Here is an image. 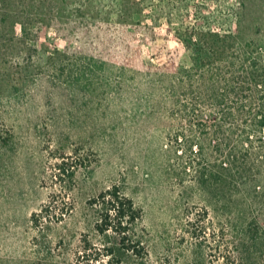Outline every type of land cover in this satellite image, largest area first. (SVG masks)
Instances as JSON below:
<instances>
[{"label":"rangeland","instance_id":"rangeland-1","mask_svg":"<svg viewBox=\"0 0 264 264\" xmlns=\"http://www.w3.org/2000/svg\"><path fill=\"white\" fill-rule=\"evenodd\" d=\"M124 1L119 18L114 0H8L14 14L23 19L30 15L32 31H38L37 26L40 31L35 54L13 39L9 23L0 29L4 40L0 42V128L2 134L8 127L15 133L8 146L0 147V264L38 263L44 246L34 244L30 216L52 198L56 207L68 203V214L53 225L48 237L57 261L104 262L99 240L84 223V208L116 176L125 177L126 193L144 206V224L163 237L152 239L150 264L165 263L156 256L163 249L170 264L185 263L180 253L190 244L194 250L201 244L206 264H221V258L230 253L235 235L222 204L215 210L196 197L188 204L171 196L180 188L171 181L174 172L165 170L156 142L160 132L174 123L163 109L162 115L158 113V91L163 93L167 82H159L156 72L162 65L191 71L194 57L189 49L198 44L197 34L205 47L213 45L208 37L213 33L238 35L242 44L254 41L263 46L264 0ZM129 13L136 15L134 21H127ZM134 35L140 39L137 57L131 42ZM80 38L86 53L107 63L110 77L105 90L98 83L94 88L87 82L70 85L59 71L48 72L46 58H39L43 44L48 52L59 51L53 54L57 65H69L80 59L68 51ZM232 44L228 40L224 45L229 50ZM140 61L144 64L138 66L140 73L114 74L116 66L128 64L136 69ZM222 63L218 64L230 67L228 61ZM19 74L23 85L11 92ZM201 113L202 119H210L207 106H202ZM62 156H70L76 164L73 183H66L70 191L60 190L52 178ZM255 185L263 191L257 196L252 194ZM248 186L253 205L247 209L264 222V169ZM193 228L197 236L191 234ZM86 241L94 243V248L85 249Z\"/></svg>","mask_w":264,"mask_h":264},{"label":"trees","instance_id":"trees-1","mask_svg":"<svg viewBox=\"0 0 264 264\" xmlns=\"http://www.w3.org/2000/svg\"><path fill=\"white\" fill-rule=\"evenodd\" d=\"M114 1V7L118 9L116 13L119 14V9L124 10L125 1ZM7 3L8 0H0V29L9 23L13 39L37 54L40 27H35L38 31H32L28 19L31 18L30 15L25 19L18 17ZM54 16L55 13H52L51 20ZM76 16L78 15L72 14L71 17L78 19ZM120 16L119 14L118 17ZM135 16L130 14L127 21H134ZM33 24L36 26V23ZM16 27L19 28V34H16ZM134 36L131 42L137 57L140 39L137 35ZM208 37L212 46L205 47L202 36L197 34L198 44L189 49L194 57L191 71H186L182 66L157 67V80L167 82L162 87L163 93L158 88L157 110L162 115L160 110L163 109V115L174 123L169 129H164L163 133L160 132L156 142L159 145L157 150L165 170L175 174L171 181L176 184L175 187L180 188V192L174 191V196H171L176 201L189 204L196 197L210 208L214 205L215 210H218V204H222L221 209H225L230 215V221L227 222L232 226L235 236L230 253L221 258V264H264V222L258 215L251 214V209H247L253 205L249 182L260 178L264 169V45L260 46L254 41L242 44L239 36L233 34L226 36L213 33ZM228 40L234 43L229 46V50L224 45ZM3 41L0 34V42ZM74 43L68 51H73L80 59L73 60L75 62L69 65H57L53 54H59V51L48 52L43 44L41 49H44L39 50V58H46L45 62L50 68L48 72L59 71L70 85L80 86L87 82L88 87H93L98 83L97 86H102V90H105L110 77L106 72V61L86 53L81 38ZM228 52L233 53L228 55ZM17 56L21 58V53L18 52ZM227 61L230 67L218 64H226ZM138 66L142 68L144 64L140 61L139 65H135L136 69L128 64L116 66L114 74L124 76L128 73H140L137 72ZM19 75L11 83V92L19 90L18 84L23 85L22 74ZM202 106H207L210 119H202ZM12 129L8 127L11 133L9 135V131L2 134L3 130L1 132L0 128V147L11 143V138L15 135ZM71 160L70 156H62L55 166L52 178L60 190H71L66 187V183L71 185L75 177L76 164L75 161L74 164L71 163ZM177 166L178 172H175ZM113 179L112 184L88 199L84 208V223L92 228L99 240L97 246L106 258L100 264H150L152 239L163 237L155 236L153 227L144 224L145 208L126 193L125 177L118 179L116 176ZM260 188V185H255L252 194H261L263 191ZM63 203V207H56L54 198L49 199L44 207L30 216L31 226L36 232L34 244L40 245L39 248L44 246L37 264H62L57 261L48 237L53 231V225L56 226L63 220L64 213L68 214V203ZM152 203L155 207L156 204ZM158 203L162 204V200ZM190 225L193 226L192 223ZM191 234L197 236L194 228ZM86 244L85 249L94 248L95 245L88 241ZM199 246L200 243L197 244V250H194L192 244L187 250L182 248L180 254L185 258V263L182 264H206ZM162 252L156 254L165 261H160V264H170L168 253L166 255L164 249Z\"/></svg>","mask_w":264,"mask_h":264}]
</instances>
